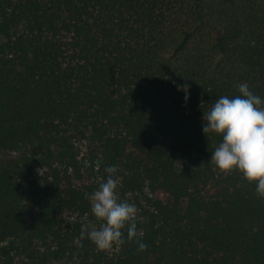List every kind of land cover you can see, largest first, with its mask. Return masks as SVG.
<instances>
[{"label": "trees", "instance_id": "16d2710c", "mask_svg": "<svg viewBox=\"0 0 264 264\" xmlns=\"http://www.w3.org/2000/svg\"><path fill=\"white\" fill-rule=\"evenodd\" d=\"M241 83L264 101V0H0V264H264V198L202 133ZM110 165L143 252L86 238Z\"/></svg>", "mask_w": 264, "mask_h": 264}, {"label": "clouds", "instance_id": "9594fccd", "mask_svg": "<svg viewBox=\"0 0 264 264\" xmlns=\"http://www.w3.org/2000/svg\"><path fill=\"white\" fill-rule=\"evenodd\" d=\"M185 101L187 85H184ZM238 95L220 96L207 112H203L202 133L218 134L221 141L211 152L209 160L221 171H239L242 177L255 184V193L264 198V101L254 95L248 85L241 83ZM117 166H108L106 178L92 193H84L90 202L92 214L102 223L87 231L86 238L98 250H108L114 243H125L121 231L126 227V239L137 243L143 252L147 245L138 240L137 208L135 204L120 200L117 195ZM85 239V232L80 233Z\"/></svg>", "mask_w": 264, "mask_h": 264}, {"label": "rangeland", "instance_id": "374dc122", "mask_svg": "<svg viewBox=\"0 0 264 264\" xmlns=\"http://www.w3.org/2000/svg\"><path fill=\"white\" fill-rule=\"evenodd\" d=\"M160 143L162 144L163 147L170 149L174 155L178 156L177 158H180L179 156H180L181 150L178 146H176L173 143V141L170 138H164L160 141ZM9 157H12L11 154L6 153V152H0V164L3 160H5V158H9ZM82 224H83V227L88 230L92 228H98V226L95 223H93L87 218L82 219Z\"/></svg>", "mask_w": 264, "mask_h": 264}]
</instances>
